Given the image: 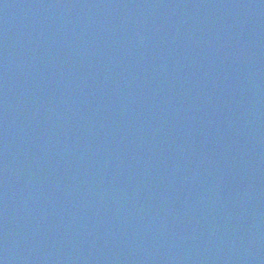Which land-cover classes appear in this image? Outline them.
<instances>
[{"label": "water", "instance_id": "95a60500", "mask_svg": "<svg viewBox=\"0 0 264 264\" xmlns=\"http://www.w3.org/2000/svg\"><path fill=\"white\" fill-rule=\"evenodd\" d=\"M0 264H264V0H0Z\"/></svg>", "mask_w": 264, "mask_h": 264}]
</instances>
